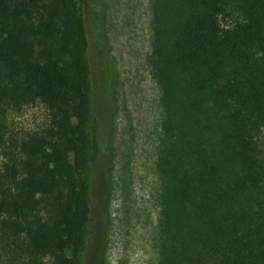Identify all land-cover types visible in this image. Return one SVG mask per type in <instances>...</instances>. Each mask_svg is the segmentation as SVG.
<instances>
[{"label":"trees","instance_id":"obj_1","mask_svg":"<svg viewBox=\"0 0 264 264\" xmlns=\"http://www.w3.org/2000/svg\"><path fill=\"white\" fill-rule=\"evenodd\" d=\"M105 10L0 0V234L24 241L27 264H81L70 250L90 221L85 173L112 168L105 110L93 114L110 70ZM153 18L160 264H264V0H153ZM35 104L46 125L5 142L6 111Z\"/></svg>","mask_w":264,"mask_h":264},{"label":"rangeland","instance_id":"obj_2","mask_svg":"<svg viewBox=\"0 0 264 264\" xmlns=\"http://www.w3.org/2000/svg\"><path fill=\"white\" fill-rule=\"evenodd\" d=\"M103 2L110 70L108 83L98 77L94 81L93 114L99 118L105 110L102 123L111 128L112 151L104 160L112 168L85 173L91 189L90 221L83 245L71 249L70 256L77 254L81 264H160L163 188L156 164L162 111L150 64L156 40L153 0ZM48 116L42 104L6 111L3 139L21 141L40 132ZM24 249V241L8 243L0 234V264H27ZM42 264L52 263L45 259Z\"/></svg>","mask_w":264,"mask_h":264}]
</instances>
